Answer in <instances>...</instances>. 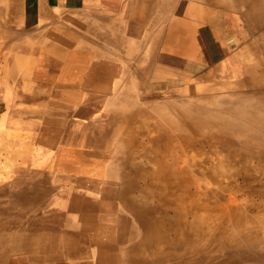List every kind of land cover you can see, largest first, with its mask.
Instances as JSON below:
<instances>
[{
    "label": "rangeland",
    "instance_id": "1",
    "mask_svg": "<svg viewBox=\"0 0 264 264\" xmlns=\"http://www.w3.org/2000/svg\"><path fill=\"white\" fill-rule=\"evenodd\" d=\"M19 6L16 15H12V12L9 15L0 12V171L2 172H0V264H124V252L129 250V247L137 248L143 244L157 245L168 249L173 256H179L172 262L164 261L163 264H178L181 261L190 263L192 260H194L192 264H232V262L233 264L237 262L264 264V96L248 101L253 103V109L238 114H226L231 120L238 121L241 131L239 135L227 136L233 145L223 146L218 143L214 148L217 154L213 153V155L208 143L204 147L206 152L204 167L207 168L210 159L214 158L212 161L216 160L214 163L220 171L216 169L217 176L209 175L212 181L209 180L208 175L207 180L205 177L202 178L205 180L201 179L202 187L209 191L207 194L221 191L220 187L216 188L219 185L216 183L223 185V189L227 187L220 192V195L223 193L220 199L222 202H233L235 198L237 199L233 210L226 213L231 214V217L225 215L223 219H219L218 216L212 222V226L217 223L215 231L214 227L209 230L205 228L203 231L195 230L193 236L179 240L175 232L170 230L169 222L177 220L178 216L174 210L167 208L165 201H162L166 196L158 198L150 179L145 176L151 173L148 167L153 165L154 157L159 154L161 158L168 159L167 149L174 146L176 150L181 140L179 141L180 138L177 139L171 133L174 131L172 128L164 127L167 124L166 110H170L165 108L167 105L151 110L152 103L144 97L147 86L153 82L141 83L140 79V81L132 79L133 75L138 76L139 73L137 58L127 54L126 62L122 64L123 72L120 74V79H111L114 73L116 72L117 75L118 72L117 65L112 64L111 70L114 71H111L108 82L99 81L100 84L98 81L95 82L94 97L88 98V103L90 100L93 101V108H87L91 112H86L84 105H79V112L75 114L63 112H54L55 115L42 112L29 114V111H12L13 108L29 107L32 99L40 102V98L45 100L54 98L50 96L53 90L44 87L48 81L40 79L41 66L39 67L38 60L42 57H37L43 55V50L38 49L35 10L29 9L23 0H19ZM6 20H9V23ZM260 20L264 18L260 16L253 18V22ZM263 27L264 23L263 26L256 27L248 23V32H227L223 35L227 37V41L232 36L237 38L236 48L251 42L252 50L260 53L259 58L263 61ZM209 38V34H202L200 59L207 58L214 62L219 58L217 47L219 41L216 34L213 35V39ZM29 51H32L33 55ZM157 51L159 56L163 50ZM29 56H33V65L28 64ZM28 67L31 68L29 73L26 72ZM194 75L195 73L190 74L191 85L188 94L196 95L201 92L195 90ZM209 75L213 78L214 73ZM159 86L163 89L158 92V98L164 103L165 98L162 96L169 95L171 90L165 85ZM3 98L6 99V105ZM21 98L25 102H21ZM72 99H76L80 104V101L83 102L86 98ZM189 99L188 106L178 105V110L182 108L184 113H175L176 109H174L172 112L174 117L179 119L183 114L187 116L189 114L190 117L200 118L203 114L193 109L198 106L209 108L212 105L214 107L220 105L215 99L216 103L210 100ZM7 106H10V109ZM188 107L190 110H187ZM119 110L121 112H118ZM39 116L42 118L48 116L50 120L44 126ZM252 116L263 121V126L252 121ZM57 117L62 121L61 128L56 126V120H59ZM140 118L145 120L142 122ZM154 125L158 126V133L171 137L167 141H161L157 146L160 149L153 145L149 137L139 135L141 128L145 132H156ZM188 133L190 130L174 131L177 137L189 135ZM244 133L253 137L247 139L243 136ZM175 141L176 143L172 144ZM143 145L150 148L146 151L148 154H145ZM207 146L210 148L208 149ZM34 158L36 160H33ZM244 162L248 164L245 165ZM231 163L234 169L229 166ZM224 169L234 171L229 175ZM5 171L8 173V178L2 179L1 177L6 174ZM222 172L227 175L221 177ZM240 172L242 175L239 174ZM218 174L223 184L219 182L221 179ZM213 178L217 181L215 182ZM211 182L215 184L213 186H216V189ZM207 186L214 190L210 191ZM209 196L208 201L212 200L214 206V200H218V195L217 198L211 194ZM138 199H140L139 203H137ZM143 212L145 213L142 214ZM156 218L161 220L160 226L164 229L162 233L153 225ZM110 229L112 231H109ZM204 232L207 239L199 235ZM25 240L33 244L42 240H46L47 243L42 252L40 250L41 253L34 250L25 254L19 247ZM175 240L179 241V244L171 246L170 243H175ZM12 244L15 249L9 246ZM120 246L122 249L117 248ZM148 253L150 254V251L147 255Z\"/></svg>",
    "mask_w": 264,
    "mask_h": 264
},
{
    "label": "crops",
    "instance_id": "2",
    "mask_svg": "<svg viewBox=\"0 0 264 264\" xmlns=\"http://www.w3.org/2000/svg\"><path fill=\"white\" fill-rule=\"evenodd\" d=\"M23 1L29 9L35 10L37 16L38 49L43 50V55L37 57H42L38 60L39 67L41 66L40 79L48 81L44 87L53 90L50 96L54 98L53 100L40 98L41 103L32 99L30 108L28 107L30 110L27 107L25 109L19 107L13 108L12 111H29V114L39 112L75 114L79 112L78 106L84 105L85 111L90 112L91 110L87 108H93V101L90 100L88 103V98L94 97V80L98 81L101 77L99 81L108 82L112 64L117 65L118 72L117 75L115 72L111 79H120L123 72L122 64L126 62L127 57L125 51L127 38L130 43L135 44L137 53L146 47L154 50L153 64L148 70L150 74L145 77L147 82H157L158 78H163L158 76L159 73L164 72H172L180 81H189L190 74L195 73L193 79L197 81L195 83L198 86L211 85L218 88L217 92L224 94L233 91H227L223 85L231 86L236 79L248 77L240 76L243 74L240 71L243 64L235 57L234 51L237 49L229 44L223 34L249 31L248 23H253L251 15H260L259 12L252 11L254 7L252 0ZM19 8V0H0V12L8 15L12 12V15H16ZM6 22L9 23V20ZM202 34H209L210 39H213L214 34L217 35L219 41L217 47L219 53L221 52L217 61L200 59ZM157 50H163L160 59ZM29 52L33 55L32 51ZM137 53L135 52L133 57H136ZM29 57L28 64L33 65V56ZM29 68L26 70L27 73L31 71ZM154 73L157 77L155 79L152 78ZM211 73H214L213 78L209 75ZM95 74L100 75L96 78ZM249 78L252 82L253 71ZM132 79L139 78L133 75ZM211 86H208V90ZM72 97L86 99L79 104V101ZM21 102L25 100L21 98ZM8 108L10 109V106ZM39 118L42 119L44 126L50 120L48 116ZM58 119L56 126L61 128L62 121Z\"/></svg>",
    "mask_w": 264,
    "mask_h": 264
},
{
    "label": "bare ground",
    "instance_id": "3",
    "mask_svg": "<svg viewBox=\"0 0 264 264\" xmlns=\"http://www.w3.org/2000/svg\"><path fill=\"white\" fill-rule=\"evenodd\" d=\"M161 1V0H160ZM187 1V0H186ZM204 1V0H203ZM232 1V0H231ZM237 2V1H236ZM252 2H254V7L252 9V11H254L255 13H260V15L257 16H252L251 15V19L253 20V18H258L259 16L261 18H264V1L263 0H252ZM175 3V1L173 2ZM179 3V2H178ZM233 3V2H232ZM161 4V3H160ZM159 4V5H160ZM184 4V3H183ZM223 4V3H222ZM236 4V3H235ZM242 4V3H241ZM248 4V3H247ZM252 4V3H251ZM158 5V4H156ZM158 5V6H159ZM172 5V4H171ZM178 5V4H177ZM234 5V3H233ZM228 6V5H227ZM169 7V6H168ZM205 7V6H202ZM235 7V6H234ZM156 9V8H155ZM251 9V8H250ZM152 10V9H151ZM158 10V9H156ZM173 10V9H172ZM171 10V11H172ZM177 11V9H176ZM184 11V10H183ZM165 12V11H164ZM175 12V11H174ZM250 12V11H249ZM152 13V12H151ZM150 13V14H151ZM171 13V12H169ZM175 14V13H174ZM153 15V14H152ZM172 15V14H171ZM178 15V14H177ZM242 15V14H241ZM182 16V15H180ZM172 17V16H171ZM202 19V18H201ZM244 19V18H243ZM241 20V19H240ZM162 22V21H161ZM78 23V22H77ZM116 23V22H115ZM118 23V22H117ZM145 23V22H144ZM160 23V22H159ZM225 23V22H224ZM264 20H260L258 22H253L250 25L252 26H259L262 25L263 26ZM203 24V23H202ZM243 25V24H242ZM115 26V24H114ZM123 26V25H122ZM144 26V25H143ZM14 27V26H13ZM149 27V26H148ZM188 28V27H187ZM264 28V27H263ZM9 29V28H8ZM174 29V28H173ZM154 32V31H153ZM227 32V31H226ZM151 33V32H150ZM17 34V33H16ZM19 34V33H18ZM255 34V33H254ZM264 34V33H263ZM81 35V34H80ZM128 35V34H127ZM130 35V34H129ZM227 35V34H226ZM242 35V33H241ZM240 35V36H241ZM11 36V35H10ZM9 36V37H10ZM186 36V35H185ZM260 36V35H259ZM8 37V36H6ZM139 37V36H138ZM210 37V36H209ZM4 38V37H3ZM16 38V37H15ZM180 38H182V36H180ZM242 38V36H241ZM264 38V36H263ZM148 39V38H147ZM160 39V38H159ZM210 39V38H209ZM243 39V38H242ZM259 39V38H258ZM261 39V38H260ZM8 40V39H7ZM246 40V39H245ZM255 40V39H254ZM71 41V40H70ZM8 42V41H7ZM155 42V41H154ZM161 42V41H160ZM216 42V41H215ZM228 42L229 44L233 47H235V45L238 44V39L232 37L228 38ZM211 43V42H210ZM263 43V42H262ZM2 44V43H1ZM162 44V43H160ZM186 44V43H185ZM134 43H130V40L127 38L126 39V54H130V56L133 57V54L136 52L137 53V49L134 47ZM147 45V44H146ZM211 45V44H210ZM154 46V45H153ZM161 46V45H160ZM220 46V44H219ZM252 46L253 44L251 42H246L245 44H242L239 48H236L237 50L234 51L235 53V57H237V59L239 60V62H241L243 65L241 66L242 69H240L241 74L240 76H242V78L246 76V78L248 79H236V82L231 85H223V87L225 89H227V91H233L231 92H226L224 94H220L219 90H216L218 88H214L211 85H204V86H198L195 83V90L199 91L201 93L198 94H188V90L190 88L189 81L188 80H184V81H180L178 79H176L175 75L172 72H164V73H159L158 76H161L163 78L159 79L157 82L152 83L151 85L147 86L146 88V95L144 97L148 98L147 101H150L152 103L151 106V110L153 109H159L161 107V105L166 106L165 108H169L170 110H166V121L165 123L166 126H164L165 128L168 129H173L174 131H178L179 129L181 130H190V133H188L189 135H182L180 137H177V135L174 134V131H171V133L177 138L179 139V141L181 140V143H179V145H177V149L175 150L174 146L169 147L167 149V153L168 155L167 158L168 159H164L161 158V156L158 154L157 156L154 157L153 160V165L149 166L148 168H150L151 173L145 177H148L150 179V183L152 184L151 186L154 187L155 191H156V195L158 196V198H164L166 196V198L162 199V201H165V203L167 204V208L174 210L175 214L178 216L177 220L175 221H169L170 222V230L172 229L175 232V236L178 237L179 240L181 239H185L187 236H193V233L195 230H200L203 231L205 228H207L208 230L211 229L212 227L213 230L215 231V225L212 226V222H214V220L219 216V219H223V217L226 215L228 217H231V214L228 215L226 214L227 212H231V210H233V208L235 207L234 205L236 204L235 201H237V199L235 198V201L230 202H222L220 197L223 193V190L227 187H225L223 189V185H220V183H216L219 184L216 186H213L215 184H213L212 182V186L218 189V187H220V192H215L212 191L211 193L208 190H206L205 188H203L202 183H201V179L205 177H209V180L212 181L210 179L209 175H214L217 176V170L218 167H216L214 161H212L213 159H210V165H207L204 167L205 163V150L204 147L205 145L208 143L209 146H211V153L213 155V153H215V146L216 144H222L223 146H230L231 143V139L227 138V136H236L239 135V123L236 120H231L230 117L228 118L226 116L227 113L233 114L236 113L238 114L239 112L242 111H247L250 109H253L254 105L252 102H248L249 100H253L255 97H262L264 96V60L261 61L260 60V53H255L252 50ZM187 47V46H186ZM193 47V46H192ZM163 48V47H162ZM185 48V47H184ZM136 49V50H135ZM168 49V48H167ZM207 49V48H206ZM260 49V48H259ZM140 52L137 53V60H138V76L139 79L141 80V83H143L145 81V77L147 74H150L148 71L149 69H151V65L153 64V53L154 50L153 48H143L142 50H139ZM215 51V50H214ZM221 53V52H220ZM219 53V54H220ZM32 54V53H31ZM264 54V51H263ZM13 55V54H12ZM188 55V54H187ZM35 57V56H34ZM131 57V58H132ZM161 57V54L159 55V59ZM11 58V57H10ZM134 58V57H133ZM194 58V57H193ZM200 58V57H199ZM217 58V57H216ZM222 58V57H221ZM9 59V57H8ZM52 59V58H51ZM207 59V58H206ZM204 59V60H206ZM5 60V59H4ZM10 60V59H9ZM219 60V59H218ZM233 60V59H232ZM3 61V60H2ZM210 61V59H209ZM217 61V60H216ZM129 62V61H128ZM132 62V61H131ZM212 62V61H211ZM4 63V62H3ZM128 64V63H126ZM137 64L135 66H137ZM219 64V63H218ZM124 66V65H123ZM29 68V67H28ZM102 68V67H101ZM16 69V68H15ZM30 69V68H29ZM114 71V70H111ZM253 71V80L251 82V78L250 75ZM219 72V71H218ZM222 72V71H221ZM137 73V72H136ZM135 73V74H136ZM158 74V73H157ZM100 74H95V77L98 76ZM129 76V74H126ZM239 75V74H238ZM237 76V74L235 75ZM4 77V76H3ZM3 77H1L3 79ZM125 77V76H124ZM97 78V77H96ZM152 78L155 79L156 74H152ZM195 78V77H194ZM215 78V77H214ZM220 78V77H219ZM101 79V77L98 79ZM138 79V80H139ZM225 79V78H224ZM8 80V79H7ZM139 80V81H140ZM233 80V79H232ZM97 81V79L94 80L93 85H95V82ZM130 81V79H129ZM128 81V82H129ZM230 81V80H229ZM59 82V81H58ZM126 82V83H128ZM197 82V81H195ZM200 82V81H199ZM208 82V81H207ZM251 83V84H250ZM100 84V82H99ZM125 84V82L123 83ZM165 85L166 87H168L169 90H171L169 95L166 96H162V98H165L163 101L164 103H162V101H159V96H158V92L161 91V89H163V87L159 86V85ZM11 86V85H10ZM122 86V85H121ZM124 86V85H123ZM129 86V84H128ZM208 86H211L209 89L211 91L208 90ZM217 86V85H216ZM6 87V86H5ZM125 87V86H124ZM50 89V88H49ZM142 89V87L140 88ZM11 90V89H10ZM118 90V89H117ZM145 90V89H144ZM167 90V89H166ZM126 91V89H125ZM119 92V91H118ZM117 92V93H118ZM167 92V91H164ZM120 93H124V92H120ZM131 93V92H128ZM103 94V93H102ZM135 95V94H133ZM141 95V93L139 94V96ZM143 95V94H142ZM114 96V94H113ZM122 96V95H121ZM124 96V95H123ZM126 97V96H125ZM124 97V99H126ZM129 97V96H128ZM127 97V98H128ZM133 98L135 96H132ZM46 98V97H45ZM73 98V97H72ZM106 98V97H105ZM118 98V97H117ZM130 98V97H129ZM128 98V99H129ZM189 98L195 99V100H210V102L214 101V103H216L215 100H218L220 103V105L217 107H214V105H212V107L207 108L206 106H198L196 109H193L196 112H200V114H203V117L200 118H193L190 117L189 114L188 116L186 114H183V116L179 119H177L176 117L173 116L172 112L175 110V113L178 114H182L184 113V110L182 108H180L181 110H178V105H185L188 106V101L190 100ZM7 99V97H6ZM6 99L3 98V102L6 105ZM70 99V98H69ZM109 100V98H107ZM113 99V98H112ZM215 99V100H214ZM42 100V99H40ZM62 100V99H61ZM118 100V99H116ZM120 100V99H119ZM12 101V100H11ZM44 101V100H43ZM112 100H110L111 102ZM114 101V100H113ZM122 101V99H121ZM131 101V100H130ZM129 101V102H130ZM133 101H135L133 99ZM47 102V101H45ZM50 102V101H49ZM53 102V101H52ZM126 102V101H125ZM128 102V103H129ZM169 102V103H168ZM41 103V102H40ZM39 103V104H40ZM122 103V102H121ZM131 104V102H130ZM166 104V105H165ZM187 104V105H186ZM8 105V104H7ZM30 105V104H29ZM53 105V104H52ZM198 105V104H196ZM225 106V107H224ZM243 106H246L245 108H243ZM9 107V106H7ZM37 107V106H35ZM34 107V108H35ZM40 107V106H39ZM42 107V106H41ZM52 107V106H51ZM66 107V106H65ZM221 107V109H220ZM251 107V108H250ZM21 108V107H20ZM28 108V107H27ZM30 108V107H29ZM28 108V109H29ZM57 108V107H56ZM136 108V107H135ZM138 108V107H137ZM19 109V108H18ZM42 109V108H41ZM61 109V108H60ZM123 109V108H122ZM126 109V107H125ZM124 109V110H125ZM139 109H143V108H139ZM244 109V110H243ZM23 110V109H22ZM30 110V109H29ZM34 109H31V111H33ZM44 110V109H43ZM67 110V109H65ZM130 110V109H129ZM137 110V109H136ZM187 110H190V107L187 108ZM46 112V110H45ZM91 112V111H90ZM115 112V111H114ZM113 112V113H114ZM118 112H121L120 110ZM127 112V111H126ZM193 112V111H192ZM123 113V110H122ZM45 114V113H44ZM49 114V113H47ZM225 116H223V115ZM55 115V113H54ZM155 116V115H153ZM200 116V115H199ZM123 117V116H122ZM156 117V116H155ZM198 117V116H196ZM56 118V117H55ZM59 118V117H58ZM108 119V118H107ZM120 119V118H119ZM230 119V120H229ZM110 120V119H109ZM143 122V119H139ZM251 120L254 121L255 123L260 124L261 126H263L261 120H259V118L252 116ZM49 121V120H48ZM123 121V120H122ZM106 122V121H105ZM170 124H169V123ZM154 123V122H153ZM124 124V123H123ZM63 126V125H62ZM125 126V125H124ZM103 127V126H101ZM154 127L156 128L155 131L157 132H150V131H142L143 128L140 129L139 131V135H145L147 137L150 138V141L153 143V145H155L156 147L160 145L161 141H167V139L171 138L169 135L166 134H161L160 132L158 133V126L154 125ZM104 129L106 128L103 127ZM163 128V127H162ZM161 128V129H162ZM145 129V128H144ZM160 129V130H161ZM164 129V128H163ZM165 131V130H163ZM162 131V132H163ZM164 133V132H163ZM177 133V132H176ZM179 133V132H178ZM183 133V132H182ZM243 136L245 138H249V137H253V136H249L248 133L247 134H243ZM94 137H96L94 135ZM244 141H246V139H242ZM176 143L173 142L172 144ZM260 143H263L260 141ZM178 144V143H177ZM233 145V144H232ZM236 145L239 146L238 143H236ZM144 146V145H143ZM235 146V145H234ZM237 146V147H238ZM145 147V154H148V152H146L148 149L151 148V144H150V148L147 147V145L144 146ZM161 147V146H160ZM208 147V146H207ZM236 147V148H237ZM242 148H244L243 146H241ZM124 148V147H123ZM158 148V147H157ZM210 147H208L209 149ZM218 148V147H217ZM119 149V148H118ZM160 149V148H158ZM248 149V148H247ZM155 150V149H153ZM244 150V149H243ZM160 151V150H159ZM250 151V150H249ZM263 151V150H262ZM99 152V151H98ZM121 152V151H120ZM222 152V151H221ZM252 152V151H251ZM254 152V151H253ZM141 153V152H140ZM164 153V152H163ZM250 153V152H249ZM256 153V152H255ZM254 153V154H255ZM259 153V152H258ZM166 154V153H165ZM210 154V153H209ZM217 154V153H215ZM211 156V155H210ZM209 156V157H210ZM215 156V155H214ZM213 156V157H214ZM216 157V156H215ZM254 157V156H253ZM208 158V157H207ZM206 158V159H207ZM219 159V158H218ZM229 159V158H228ZM253 159V158H252ZM170 160V161H169ZM222 159H220L221 161ZM251 160V159H250ZM219 161V160H218ZM139 162V161H138ZM208 162V161H207ZM213 162V163H212ZM225 162V161H224ZM7 163V162H6ZM219 163V162H218ZM217 163V164H218ZM246 162H244L245 164ZM8 164V163H7ZM139 164V163H138ZM248 163H246L245 165H247ZM251 164V163H250ZM239 165V164H238ZM139 166V165H138ZM226 166V165H224ZM232 168V163L229 165ZM228 167V166H226ZM224 167V168H226ZM3 168V167H2ZM229 168V167H228ZM222 169V168H221ZM230 169V168H229ZM234 169V167L232 168ZM225 170L226 172L232 173V171L234 170ZM246 169V168H244ZM23 171V170H22ZM218 171H220V168L218 169ZM243 171V170H242ZM1 172V171H0ZM12 172V171H11ZM138 172V171H137ZM224 172V171H223ZM222 172V175H227L224 174ZM2 173V172H1ZM6 173V171H5ZM147 172H145L146 174ZM219 173V172H218ZM221 173V172H220ZM8 173H6L3 177H1L2 179H7L8 178ZM240 175L241 172L239 173ZM219 175V174H218ZM220 175L218 177H220ZM18 176V175H17ZM239 176V175H238ZM220 177V179H221ZM246 177V176H245ZM143 178V177H142ZM229 178V177H228ZM235 178V177H233ZM244 178V177H242ZM119 179V178H118ZM245 179V178H244ZM207 180V179H206ZM213 180L216 182L217 179ZM246 180V179H245ZM121 181V180H120ZM202 181H205L202 179ZM16 182V181H15ZM219 182L222 183V179L219 180ZM224 182V180H223ZM235 182V181H234ZM233 182V183H234ZM118 183V182H117ZM210 183V182H209ZM206 184V183H205ZM223 184V183H222ZM208 185V184H207ZM264 185V184H263ZM210 186V185H209ZM209 186H207L206 188H208ZM225 186V185H224ZM235 186V185H233ZM215 188V189H216ZM210 191L213 188H208ZM233 189V188H232ZM235 189H237L235 187ZM160 190V191H158ZM214 190V189H213ZM230 189H228L229 191ZM27 191V190H26ZM217 191V190H216ZM227 191V189H226ZM25 192V191H24ZM213 195L214 198H217L218 195V200H214V206L213 203L210 201H208V197H210L209 195ZM24 198V197H23ZM140 199H138V202ZM144 201V199H142ZM210 200V199H209ZM146 201V200H145ZM150 204L152 202H150L149 200H147ZM154 202V201H153ZM159 203V202H158ZM141 204V203H140ZM153 204V203H152ZM149 205V204H148ZM155 205V203H154ZM153 207V205H152ZM147 208V207H146ZM134 210V209H133ZM148 210V209H147ZM168 210V209H166ZM239 211V210H238ZM136 212V211H135ZM138 212V211H137ZM147 212V211H146ZM170 212V211H169ZM235 212V211H234ZM43 213V212H42ZM49 213V212H48ZM145 212H143L142 214H144ZM210 213H212L210 215ZM238 213V212H237ZM114 214V213H113ZM138 214V213H137ZM240 214V213H239ZM127 215V214H126ZM136 215V214H135ZM165 216V215H164ZM164 216H162V218H164ZM246 216V215H245ZM169 217V216H168ZM171 217V216H170ZM140 218V217H138ZM161 218V217H159ZM233 218V216H232ZM237 218H239L237 216ZM167 219V218H166ZM165 219V220H166ZM140 220V219H139ZM164 220V219H163ZM164 220V221H165ZM233 220V219H232ZM145 221V220H144ZM229 221V220H228ZM234 221V220H233ZM232 221V222H233ZM141 222V220H140ZM145 223V222H144ZM166 223V222H164ZM236 223V222H235ZM149 224V223H148ZM169 224V223H168ZM65 225V224H64ZM98 225V224H97ZM153 225L157 226V231L162 233V227L161 225V220L156 218L153 222ZM163 225V223H162ZM208 225V227H207ZM150 227V226H149ZM110 228V227H109ZM166 228V227H165ZM38 229V228H36ZM150 229V228H149ZM164 230V229H163ZM166 230V229H165ZM207 230V231H208ZM109 231H112L111 229ZM157 232V234H158ZM164 232V231H163ZM129 233V232H128ZM200 236H205V238L207 239L206 236V232L199 234ZM44 238V237H43ZM117 238V237H116ZM240 238V237H239ZM243 238V237H242ZM240 238V239H242ZM42 239V238H41ZM45 239V238H44ZM133 239V238H132ZM24 240V239H23ZM209 240V239H208ZM247 240V239H246ZM38 241V240H37ZM46 240H42V242H38L36 244L31 243L29 240H25L23 241V244L20 247V251H22L23 253L25 252H33L34 250H36L37 252L41 253L42 250L45 248V243ZM117 241V240H116ZM115 241V242H116ZM131 241V240H130ZM176 241V240H175ZM206 241V240H205ZM34 242V241H33ZM123 242V241H122ZM191 242V241H190ZM193 242V241H192ZM107 243V242H106ZM125 243V242H123ZM246 243V242H245ZM164 244V243H163ZM179 244V241H176L175 243H170L171 246L177 245ZM264 244V243H263ZM12 245H9L11 248L15 249L16 247ZM8 246V245H7ZM129 246V245H128ZM197 246V245H196ZM1 247V246H0ZM143 247V248H141ZM141 247H137V248H131L129 247V250H126V252H124L123 255V262L124 264H163L164 261H170L172 262V260L177 259L179 256L175 255L173 256L171 254V252L164 248H160V246L157 245H144ZM199 247V246H198ZM119 249H122V246L117 247ZM10 249V248H9ZM188 249V248H187ZM195 249V247H194ZM198 249V248H197ZM4 250V249H3ZM41 250V252H40ZM174 250V249H173ZM247 250V249H246ZM261 250V249H260ZM264 250V248H263ZM5 251V250H4ZM47 251V250H46ZM150 251V254L147 255V252ZM180 251V250H179ZM178 251V252H179ZM229 251V250H228ZM175 252V251H174ZM186 251H184L185 253ZM263 252V251H262ZM118 253V252H117ZM183 253V254H184ZM219 253V252H218ZM222 253V252H221ZM3 254V252H2ZM26 254V253H25ZM84 254V253H83ZM175 254V253H174ZM182 254V253H181ZM200 253L198 252V255ZM19 255V254H18ZM24 255V254H23ZM82 255V254H81ZM85 255V254H84ZM220 255V254H219ZM226 255V254H225ZM231 255V254H230ZM256 255V254H255ZM210 256V255H209ZM258 256V255H257ZM256 256V257H257ZM184 257V256H183ZM58 258V257H57ZM206 258V257H205ZM208 258V257H207ZM210 258V257H209ZM217 258V257H216ZM224 258V257H223ZM255 258V256H254ZM18 259V258H17ZM21 259V258H20ZM194 259V258H191ZM196 259V257H195ZM225 259V258H224ZM256 259V258H255ZM217 260H219L217 258ZM231 260V259H230ZM257 260V259H256ZM19 261V260H18ZM181 261V260H180ZM194 261V260H192ZM191 261V262H192ZM202 261V260H201ZM205 261V259H204ZM214 261V260H213ZM224 261V260H223ZM232 261V260H231ZM243 261V260H242ZM30 262V261H29ZM115 262V261H114ZM178 262V261H177ZM188 263V262H179L178 264H192V263ZM198 262V261H197ZM200 262V261H199ZM209 262V261H208ZM254 262V261H253ZM258 262V261H257ZM24 263V262H23ZM212 263V262H211ZM214 263V262H213ZM222 263V262H221ZM230 263V262H229ZM31 264V263H30ZM33 264V263H32ZM195 264V263H193ZM226 264V263H225ZM233 264V262H232ZM238 264V262H237Z\"/></svg>",
    "mask_w": 264,
    "mask_h": 264
}]
</instances>
